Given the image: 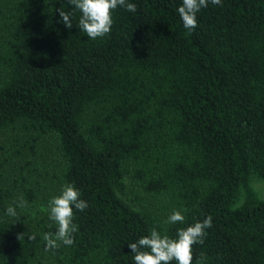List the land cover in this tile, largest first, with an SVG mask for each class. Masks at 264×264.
Instances as JSON below:
<instances>
[{
    "label": "trees",
    "instance_id": "16d2710c",
    "mask_svg": "<svg viewBox=\"0 0 264 264\" xmlns=\"http://www.w3.org/2000/svg\"><path fill=\"white\" fill-rule=\"evenodd\" d=\"M128 2L137 11L118 6L93 40L79 11L61 21L68 0H0V144L15 130L35 142L21 163L0 157V264H135L128 244L208 215L192 264H264L251 185L264 179V0H209L191 31L183 0ZM65 184L88 207L74 208V244L46 251ZM177 210L184 223H165Z\"/></svg>",
    "mask_w": 264,
    "mask_h": 264
},
{
    "label": "clouds",
    "instance_id": "9594fccd",
    "mask_svg": "<svg viewBox=\"0 0 264 264\" xmlns=\"http://www.w3.org/2000/svg\"><path fill=\"white\" fill-rule=\"evenodd\" d=\"M73 7L72 11L60 8L57 11L64 25L71 29L72 18L75 12L81 13L78 27L87 34L90 39L102 38L111 32L113 26V12L117 7H123L129 12H136L135 3L128 0H68ZM214 5H221L222 0H211ZM209 0H183L182 6L178 8L179 15L185 29L194 30L197 27V14L202 8L207 7ZM80 191L74 184H65L58 196H54L48 202L49 219L56 223L55 233L47 232L42 239L46 242V251L57 249L61 243L71 246L75 242L74 233L78 231V225L73 223L74 208L84 211L88 207L85 200L80 199ZM27 201L20 197L16 205H9L6 212L10 216H17V207L24 208ZM184 209L183 212H187ZM185 215L177 210L174 211L165 223H184ZM213 225V217L208 215L202 222L198 221L187 228H181L177 232V238H171L167 232L161 233L156 228L150 230V234L143 236L137 242L128 244L134 254L135 264H192L193 247L203 244L206 237V229ZM22 236V235H21ZM21 236L18 238L20 239ZM36 238L35 234L28 237L30 240ZM202 264V259L197 262Z\"/></svg>",
    "mask_w": 264,
    "mask_h": 264
},
{
    "label": "rangeland",
    "instance_id": "374dc122",
    "mask_svg": "<svg viewBox=\"0 0 264 264\" xmlns=\"http://www.w3.org/2000/svg\"><path fill=\"white\" fill-rule=\"evenodd\" d=\"M28 133L15 130L13 134H9V138L6 141H2V144H0L1 160L6 161V157L9 155L11 157L17 158L18 163H21L22 155L27 157L29 155L28 153L31 150V146L35 145L34 139L30 136L31 133L30 134ZM30 162H32V164L34 163V161H30ZM46 162H48L52 166H55L56 162L59 163L61 162V159L58 155L48 154ZM9 165L12 166L11 164ZM20 166L25 167L23 170L25 172H28L29 170L35 171L41 168L40 166L49 167L44 162H38V165H32L30 167H27L26 164L23 162ZM251 185L259 193L260 197L264 199V179L253 177Z\"/></svg>",
    "mask_w": 264,
    "mask_h": 264
}]
</instances>
